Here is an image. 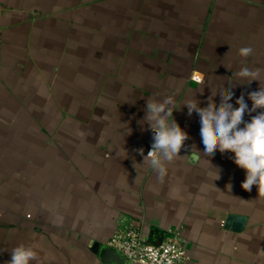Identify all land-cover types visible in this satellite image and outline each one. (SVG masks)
I'll list each match as a JSON object with an SVG mask.
<instances>
[{"label":"crops","instance_id":"1","mask_svg":"<svg viewBox=\"0 0 264 264\" xmlns=\"http://www.w3.org/2000/svg\"><path fill=\"white\" fill-rule=\"evenodd\" d=\"M260 83L264 0H0V264L21 244L30 264H100L92 245L129 228L179 230L189 264H264V196L242 189L233 153L203 156L184 105L219 106L222 87L250 109ZM168 96L189 139L161 176L137 150L153 143L148 99Z\"/></svg>","mask_w":264,"mask_h":264},{"label":"clouds","instance_id":"2","mask_svg":"<svg viewBox=\"0 0 264 264\" xmlns=\"http://www.w3.org/2000/svg\"><path fill=\"white\" fill-rule=\"evenodd\" d=\"M253 51L251 46H245L239 49L238 54L247 58ZM260 73V69L242 67L235 73V78L250 83L253 80L259 81ZM195 79L202 83V77L197 76ZM212 95H217V92H212ZM219 95V106L211 98L207 107H200L196 99L184 102L189 116L196 112L200 117L203 156L211 157L217 150L221 153H233L234 163L246 172L245 180L241 184L242 189L250 192L255 185L259 195L264 196V86L260 83L258 91L248 94L252 101L250 109L243 95L236 100V108L229 102L234 95L231 90L221 87ZM174 104V98L171 96L162 101L148 99L144 120L154 133L153 143L147 155H144L143 148L137 150L143 156V163L150 164L161 176L166 172L165 162L170 163L180 157L179 153L185 146V141L189 139L187 132L173 119ZM257 109L261 111L252 116L250 122H245V113L251 114ZM241 124L243 127H240ZM191 156H195L198 161L201 153L193 148ZM216 179H219V171ZM228 187L230 189L231 185ZM36 259L37 252L32 247L21 244L12 249L8 264H30Z\"/></svg>","mask_w":264,"mask_h":264},{"label":"built area","instance_id":"3","mask_svg":"<svg viewBox=\"0 0 264 264\" xmlns=\"http://www.w3.org/2000/svg\"><path fill=\"white\" fill-rule=\"evenodd\" d=\"M197 76L203 81L199 72L192 79L196 81ZM108 244L125 256L124 264H189L192 259L181 232L175 228L168 229L159 242L149 241L142 229L129 228L113 234Z\"/></svg>","mask_w":264,"mask_h":264},{"label":"water","instance_id":"4","mask_svg":"<svg viewBox=\"0 0 264 264\" xmlns=\"http://www.w3.org/2000/svg\"><path fill=\"white\" fill-rule=\"evenodd\" d=\"M246 217L243 215L230 214L227 218V227L233 230H241L244 226ZM91 250L98 255L100 264H124L125 256L110 244H100L95 242Z\"/></svg>","mask_w":264,"mask_h":264}]
</instances>
